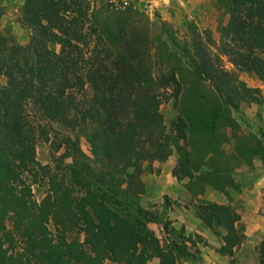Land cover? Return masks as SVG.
I'll use <instances>...</instances> for the list:
<instances>
[{"label": "trees", "instance_id": "16d2710c", "mask_svg": "<svg viewBox=\"0 0 264 264\" xmlns=\"http://www.w3.org/2000/svg\"><path fill=\"white\" fill-rule=\"evenodd\" d=\"M223 1L228 19L215 49L194 31L190 51L181 56L237 109L253 102L258 88L239 79L236 69L264 80L258 53L264 47V0ZM88 11L87 0H23L19 20L32 29L29 40L19 43L0 31V264H146L153 256L159 264H182L181 257L194 256L188 245L193 240L183 230L166 237L170 221L133 199L144 191L143 162L164 161L186 143L184 115L166 124L159 109L179 96L180 79L171 69L154 68L146 30L116 23L122 41L116 49ZM53 122L74 135H59L62 151L52 164L41 163L36 144L49 137ZM82 133L90 155L81 151ZM171 172L192 178L189 158L179 156ZM41 178L46 192L36 200L31 185ZM197 207L208 227L223 230L218 249L231 255L244 233L230 205ZM148 222L161 224L163 238ZM257 250L258 264H264V235Z\"/></svg>", "mask_w": 264, "mask_h": 264}, {"label": "rangeland", "instance_id": "374dc122", "mask_svg": "<svg viewBox=\"0 0 264 264\" xmlns=\"http://www.w3.org/2000/svg\"><path fill=\"white\" fill-rule=\"evenodd\" d=\"M87 1L92 24L116 49L121 48L122 43L119 34L116 35V23H124L125 28L132 24L140 32L146 30L154 68L173 70L182 86L179 96L161 103L159 109L166 124L177 114L184 115L188 122L186 143L183 149L173 148L164 161L143 162L140 178L144 191L133 198L136 204L157 219L170 221L171 232L166 237L183 230L184 235L193 240L194 245L189 242L188 245L194 250V256L181 257L182 264L255 263L259 257V231L262 227L263 232L261 224L264 225V80L252 71L236 69L238 78L257 87L258 94L253 102H241L233 109L181 56L184 49L190 51L194 31L215 49L220 29L228 19L227 3L223 0ZM2 2L0 31L10 34L19 43L27 42L32 29L19 20L23 0ZM54 43L50 42L57 47ZM258 53L264 59V47ZM221 58L225 67L232 68L224 55ZM28 111L36 119L31 105ZM62 134L73 136L74 131L53 122L49 137L37 142L36 157L41 163L52 164L53 157L62 151V147L58 148ZM80 148L90 155L83 133ZM179 156L189 158L192 178L172 174ZM77 159L84 158L78 154ZM31 186L34 198L40 200L46 192L45 179ZM211 201L229 204L235 213V225L244 233L231 255L218 249L223 230L208 227L198 215L197 206ZM129 211L132 216L136 215L132 207ZM148 227L163 238L161 224L148 222ZM77 237L82 239L83 234L78 233ZM101 264L117 263L105 260ZM146 264H159L158 258L150 257Z\"/></svg>", "mask_w": 264, "mask_h": 264}, {"label": "crops", "instance_id": "0c3cea01", "mask_svg": "<svg viewBox=\"0 0 264 264\" xmlns=\"http://www.w3.org/2000/svg\"><path fill=\"white\" fill-rule=\"evenodd\" d=\"M223 203V202H222ZM261 226H263V232H262V227L260 228V231H259V233H261V234H259L260 235V239L263 237V235H264V225H262L261 224ZM236 246V245H235ZM235 246H234V248H233V250H235ZM253 264H258V259L256 260V262L255 263H253Z\"/></svg>", "mask_w": 264, "mask_h": 264}]
</instances>
